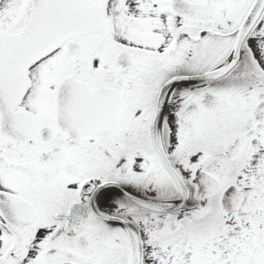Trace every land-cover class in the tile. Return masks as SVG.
<instances>
[{
    "label": "snow or ice",
    "instance_id": "1",
    "mask_svg": "<svg viewBox=\"0 0 264 264\" xmlns=\"http://www.w3.org/2000/svg\"><path fill=\"white\" fill-rule=\"evenodd\" d=\"M0 264H264V0H0Z\"/></svg>",
    "mask_w": 264,
    "mask_h": 264
}]
</instances>
